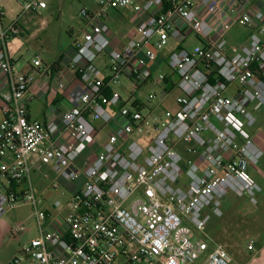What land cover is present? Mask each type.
I'll return each instance as SVG.
<instances>
[{
    "label": "built area",
    "instance_id": "obj_1",
    "mask_svg": "<svg viewBox=\"0 0 264 264\" xmlns=\"http://www.w3.org/2000/svg\"><path fill=\"white\" fill-rule=\"evenodd\" d=\"M228 1L97 0L95 11L79 13L83 39L58 64L35 58L29 72L17 69L9 46L23 34L22 16L47 3L17 0L22 12L7 25L0 6V219L29 205L37 228L7 264L232 263L221 245L211 248L207 229L229 193L258 204L263 191L251 169L264 150L249 128L257 121L251 107L264 106V12ZM125 9L133 31L120 45L109 18ZM238 27L251 32L237 49L228 33ZM192 36L201 44L189 50ZM102 59L111 64L101 69ZM123 77L127 98L113 89ZM74 79L60 116L54 108L45 121L30 117V102ZM148 83L162 98L179 90L177 110L158 115L155 92L140 101ZM36 176L61 191L59 213L41 208Z\"/></svg>",
    "mask_w": 264,
    "mask_h": 264
},
{
    "label": "rangeland",
    "instance_id": "obj_2",
    "mask_svg": "<svg viewBox=\"0 0 264 264\" xmlns=\"http://www.w3.org/2000/svg\"><path fill=\"white\" fill-rule=\"evenodd\" d=\"M45 1L47 3L45 9L35 13H27L21 18V24L25 25L29 32L25 34L24 38L15 41L18 50L15 53H11V56L17 69L22 72L26 71L37 57H40L45 64L50 65L66 52L71 44L73 46L76 41L83 39V21L79 17V13L84 9L91 11L97 9V0ZM0 6L4 9L7 19H11V22L18 18L22 12V7L17 0H0ZM132 16L133 14L130 12L129 17L127 16L128 20ZM200 44L197 38L192 36L188 42L183 44V47L192 50ZM175 45V42L169 43V48L164 51L165 54L170 51V48H174ZM95 64L104 69L111 64V59L96 60ZM161 70L167 71L168 68L162 67ZM107 75H111V71H107ZM126 87H130V82L123 77L121 83L114 85L113 89L127 98ZM151 92H155L158 95L153 104H161V107L157 110L158 115H162L164 109L173 112L177 110L175 101L180 94L179 90L175 89L169 92L165 98H162L159 87L148 83L141 86L137 91V98L140 101H146ZM137 98H132L129 105L136 102ZM251 109L259 116L258 122L256 121V124L249 128V132L252 136L256 134L252 133L254 131L264 135V106L255 104ZM143 112L146 113L145 110ZM107 131L106 129L103 132V139H105ZM260 197L261 195L259 194L257 197L258 204H253L247 197H238L233 193H229L222 199L224 215L220 218H212L208 224L207 232L211 248L216 244L221 245L231 254L232 258V254L248 253L249 242L258 237L262 238L264 235V203ZM31 214L32 208L29 205H22L11 210L8 214L14 226L19 223L29 222L28 231L20 237H16L22 245L32 237L37 236L36 221ZM10 237L9 233L8 238ZM2 259L3 257L0 253V261ZM195 264H201V261H197Z\"/></svg>",
    "mask_w": 264,
    "mask_h": 264
},
{
    "label": "crops",
    "instance_id": "obj_3",
    "mask_svg": "<svg viewBox=\"0 0 264 264\" xmlns=\"http://www.w3.org/2000/svg\"><path fill=\"white\" fill-rule=\"evenodd\" d=\"M164 1L167 2L168 0H164ZM193 1L196 2L197 0H193ZM242 1H243L242 4L245 5V10L251 14L255 15L256 13L262 11L264 12V0H242ZM227 2L229 1L221 0L222 5H226ZM130 12L131 10L125 9L122 11H112L110 13L109 24L117 34V40L120 41V45L126 44L130 34H132L133 31V25L131 24L130 20H128ZM10 20L11 19H7L6 17L3 22L5 25H7L11 22ZM21 27L23 29V34L20 38L15 39L10 43L9 46L10 53H15L18 50L15 41L24 38L25 34L29 32V30L25 25L21 24ZM250 32H251L250 29L243 27H238L233 29L228 33V39L230 44L237 49L240 48L243 44L247 42ZM71 46L72 44L69 47ZM59 59L60 56L51 64H54ZM29 71H31L30 65L24 72H29ZM77 84L78 81L74 79L69 83L67 89L64 92L51 93L46 100L43 101L35 100L33 102H30L29 104L30 117L40 121H45L49 117L48 115L49 111L54 108L57 109V111L54 113V116L56 117L60 116V112L58 109L60 107L61 101H63L64 98L68 96V94L73 90V88L77 86ZM255 115L258 120L259 115L257 113H255ZM1 119H2V115L0 113V120ZM252 133L253 134L256 133L255 135H253L255 138L254 140L264 150V135H260L258 132L255 131ZM258 166L252 168L251 173L263 188V191L260 194L261 195L260 198L261 201L264 203V159ZM36 180H37L36 191L44 198V202L41 205V208L47 210L52 215L59 213L60 210L54 207L53 204L57 200V198L61 197L60 194L61 191L58 189H51L49 187L50 181L48 180L41 179L38 176H36ZM8 214H6L2 219H0V253L3 257V259L0 261V264H7L11 259H13L19 253L20 248L22 246V243L17 240L18 238L17 239L15 237H10L11 239L8 238L9 233H11V229L14 227L13 221L10 219ZM45 223L48 224L49 220H47ZM251 241H254L252 249L249 248ZM251 241L249 242L248 245V250H247L248 253L244 252L236 255L232 254L233 258L231 264H264V235L262 236V238L258 237L257 239ZM200 261L202 264L203 261L202 260ZM195 263H191V264H195Z\"/></svg>",
    "mask_w": 264,
    "mask_h": 264
},
{
    "label": "trees",
    "instance_id": "obj_4",
    "mask_svg": "<svg viewBox=\"0 0 264 264\" xmlns=\"http://www.w3.org/2000/svg\"><path fill=\"white\" fill-rule=\"evenodd\" d=\"M55 64H58V61L57 62H55ZM54 68V67H53ZM169 90H170V87H169Z\"/></svg>",
    "mask_w": 264,
    "mask_h": 264
}]
</instances>
